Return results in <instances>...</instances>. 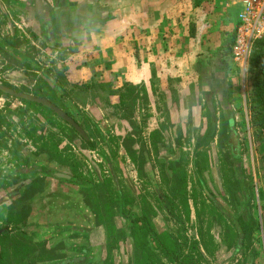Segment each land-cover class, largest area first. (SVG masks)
<instances>
[{"label":"rangeland","instance_id":"rangeland-1","mask_svg":"<svg viewBox=\"0 0 264 264\" xmlns=\"http://www.w3.org/2000/svg\"><path fill=\"white\" fill-rule=\"evenodd\" d=\"M19 44L25 42L19 40ZM256 48L257 45H254L250 59L245 64L235 62L233 56L228 58L229 66L225 73V83L229 86L227 98L224 97L226 92L220 96L217 91L201 89V107L189 103V110L187 105L186 109L176 111L170 105L171 108L163 113L164 125L158 126V129L153 126L149 132L144 122H136L138 112H135L134 107H129L130 98L126 106L119 99L122 94L128 93V97L132 96L130 100L135 97L143 99L144 91L142 97L136 96L126 91L128 84L116 88L111 80L91 78L86 83L82 79L76 82L75 71L69 73L68 69L78 68L80 62L73 59L69 65L64 66L58 58L43 55L39 64L21 65L15 58L4 55L2 84L18 93L46 98L72 118L83 122L84 132L92 145L85 144L71 126L49 110L39 109L0 92V154L5 158L12 153H20V149L23 150L21 146L25 151L34 147L38 163H47L58 171L72 173L89 185L81 191L82 195L79 193L80 199L95 215L96 223L92 231H96L97 227L98 232L103 234L97 235L95 241L100 244L107 240L105 245L95 249L98 254L95 253L94 262L132 264L134 248L127 235L132 232V221L125 222V230L119 231L122 234L110 238L108 226L114 223H110L105 208L111 206L112 220L120 215L130 216L133 220L137 218L133 209L126 208L123 212L120 209V201L126 197L123 191L128 190L129 186L125 177L121 181L118 179L116 171L121 174L129 171V162L133 160L134 153L138 152L140 169L144 170L143 179L145 171L151 166L153 174L155 172L159 175V180L155 182L158 185L160 181L164 190L158 185L162 195L166 196V210L157 203V210L154 209L152 213L156 216L169 214L166 218L168 230L183 247L182 257L177 264H189L191 261L194 264H264V143L256 142L254 138L256 129L250 113L256 86L253 78L260 71L257 66L255 68ZM25 51L21 57L26 61L32 62L33 57H37L33 55L32 47L25 48ZM68 60L63 62L67 63ZM252 69H255L254 73H251ZM70 75L72 80L68 81ZM211 75L212 72L207 74V78ZM20 78L25 80L21 83L13 81ZM188 100L190 102L191 96ZM142 110L140 107L138 111L143 115ZM224 118L234 119L236 125L242 146L237 162L225 152ZM43 119L56 124L51 122L43 126ZM214 129L216 132L213 134ZM147 137L149 144L146 142ZM150 152H153L154 159ZM160 156L173 158L174 161L167 163L160 160ZM5 164L0 159V169L6 168ZM175 165H179V173L183 171L186 174V184L175 181L178 175H175V179L173 176L174 183L170 182ZM113 178L116 187V180L119 183L120 196ZM242 185L247 189V201L237 199L242 198ZM140 186L142 191L138 196L139 201L150 196L153 201L157 200L154 191L148 192L149 185L147 189L143 183ZM43 189V186L36 187L29 192V199ZM61 189H65L66 194L75 195V188L69 190L62 186ZM58 194L61 195V192ZM127 197L132 200L131 195ZM44 203L40 201L36 209L40 210ZM100 204L106 220L98 217L97 206ZM242 215H251L258 224L251 241L253 248L245 236L240 240L234 229L236 219H241ZM210 235L214 236V242L210 241ZM7 242H0V264H15V260L8 257ZM43 256H34L33 262L39 259L43 261ZM31 260L32 257L27 255L26 261ZM154 261L157 264H173L167 259L162 260L160 255H156ZM21 263L36 262L26 263L21 260Z\"/></svg>","mask_w":264,"mask_h":264},{"label":"crops","instance_id":"crops-1","mask_svg":"<svg viewBox=\"0 0 264 264\" xmlns=\"http://www.w3.org/2000/svg\"><path fill=\"white\" fill-rule=\"evenodd\" d=\"M241 10V4L236 0H0V85L4 80V55L15 58L21 65L39 64L43 55L58 58L64 66L73 59L80 62L78 68L68 69L69 73L75 71L76 82L82 79L86 83L91 78L111 80L116 88L128 84L130 93L136 96L142 97L144 91L143 99L130 100L132 96L129 97V107H134L138 112L135 113L138 116L136 122H144L149 132L153 126L158 129L164 125L163 113L171 108L170 105L176 111L186 109L187 105L189 110V103L201 107V89L218 91L216 82L211 84L210 81L224 61L227 72L230 57L222 55L227 53L228 43L234 39ZM19 40L25 44H19ZM29 47L37 56L32 62L21 57ZM66 60L67 63L63 62ZM24 80L13 81L21 83ZM71 80L70 75L68 81ZM226 86L229 87L227 83ZM140 107L143 115L138 111ZM159 133L162 135L161 131ZM146 142L149 144L148 137ZM21 148L20 153L5 158L0 154V159L6 163V168L0 169V228L4 227L0 242L8 241V257L16 262L23 251L28 250L32 263H50L68 256L84 257V247L98 249L105 245L106 239L100 244L96 242L97 235H103L96 225L89 241L83 234L72 233L73 227L93 230L72 207L63 205L77 201L90 211L80 199L82 190L73 193L75 195L66 194L61 187L70 190L71 184L58 185L57 181L46 177L32 179L14 173L25 166L30 167V161L38 159L34 147L30 151ZM134 149L138 150L137 147ZM134 155L129 162V171L122 174L116 171L120 181L125 177L128 182L124 194L132 198L131 205L120 204V209L122 212L126 208L133 209L137 217L150 220L159 234L170 233L166 222L169 214H158V211L156 216L152 213L157 210V203L163 208L165 203L159 197L153 201L152 196L139 201L142 183L146 189L149 185V193L154 191L160 197L163 195L159 189L160 181L159 186L156 185L159 175L153 174L151 166L148 171L145 169L144 180L141 159L138 152ZM160 160L170 159L160 156ZM41 186L44 189L29 199V192ZM40 201L45 203L37 210ZM61 203L63 209H57ZM92 217L96 223L95 215ZM131 219L120 215L113 223L118 231H124L125 222L131 223ZM104 236L106 238V234ZM94 252L98 254L96 250ZM36 255L45 258L33 262ZM133 258L134 250L131 261Z\"/></svg>","mask_w":264,"mask_h":264},{"label":"trees","instance_id":"trees-1","mask_svg":"<svg viewBox=\"0 0 264 264\" xmlns=\"http://www.w3.org/2000/svg\"><path fill=\"white\" fill-rule=\"evenodd\" d=\"M259 42V45H258ZM255 46L257 45L256 51H258V53L256 54V59H255V68L257 66V70H260L259 73L257 75H254V81H255V89H254V97L252 99V106L250 107V113L252 116V123H253V127L254 129H256V131L254 132V138L256 140V142L259 143H264V39L261 41H258ZM234 44V39L232 42H229L228 45V50L227 53L225 55H222L223 57H231L232 56V47ZM221 56V57H222ZM222 60V59H221ZM252 63H254V60H252ZM22 64V63H21ZM26 65H28L26 63ZM227 65V63L224 61L222 62L221 66L218 67L217 70V75H215L210 83L213 84V82H216V85L218 86L217 89L218 91L216 92L218 95L223 96L226 92V95L224 96L225 98H227L228 96V92L226 91V83H225V79H224V75H225V69L224 67ZM253 66V64H252ZM255 69L251 70V73H254ZM207 82V81H206ZM127 92H130V88L128 87ZM129 94V93H128ZM128 94H122L120 96V101L126 106L127 104L126 101L129 98ZM24 103L29 104V105H35L36 107H38L39 109L43 108V109H47L44 106L40 105V104H36V103H32L29 101H25L23 100ZM49 110V109H47ZM49 112H51L52 114H54L51 110H49ZM50 113V114H51ZM55 115V114H54ZM229 115V114H228ZM226 127V134H225V152L227 153V155H230L234 158V161L237 162L238 161V154H241V145L239 143V137L237 135H235V133L233 132L234 129L232 130L231 128V121H233V119H227L224 118ZM43 126H48L51 122L53 124H56L53 121H50L49 119H43ZM67 124V123H66ZM68 125V124H67ZM118 126H121L118 124ZM215 130V129H214ZM75 131V130H74ZM76 132V131H75ZM216 132L213 131V134ZM77 133V132H76ZM78 134V133H77ZM83 142L85 144L88 145H92V143L90 142V140L84 139L83 138ZM107 160V159H106ZM108 161V160H107ZM174 159H170L167 160V163H173ZM179 165H175L174 167V172H172V176L170 177V182L174 183L173 181V176L175 179V175H178L177 179L175 181H178L182 184H186L187 183V178H186V174L183 171H180V173L178 172L179 170L177 169ZM75 177V176H74ZM76 180L80 181V184H82V186L79 185H72L73 188H75L74 193H77L76 191H81L83 189H85V187L89 186L88 184L84 183L81 181V179H79L78 177H75ZM153 180V179H151ZM117 182V186L116 187V183L115 180L113 178V183L117 189L118 195L120 196V190H119V183ZM60 183V182H59ZM70 185V182L67 183ZM245 190H247L245 188V186H241V195L242 198H237L239 201L240 200H245L247 201L246 195H245ZM127 197V196H126ZM123 197L122 201H120V204H127V205H131L132 204V200H128V197ZM214 201V200H212ZM215 203V201H214ZM63 205L65 206H70V208L76 213V215H78L81 218H84L87 220V222H89V226L93 227L94 223H93V215L92 213L87 210L86 208L83 207V205L77 203V201L75 203H64ZM62 203L60 204V208L57 209H63ZM167 205V204H166ZM124 207L126 205H123ZM216 209V207H215ZM101 210V209H100ZM98 210V217H100V219H105L106 217L105 215ZM217 210V209H216ZM105 213L108 215L109 217V221L110 223H112V213H111V206H106L105 208ZM101 212V213H100ZM92 215V216H91ZM236 223H235V231L237 232V237L241 240L242 237L245 236V240H249L250 241V247L253 248V244L251 245V241L253 238V232L255 231L257 227V222L255 220V218H253L251 215L245 216L242 215L241 219H236ZM132 224H133V228H132V232L131 234H127L130 238V241L132 242L133 248H134V258L132 261V264H157L154 261V257L159 256L160 258L163 259H167L170 262H172L173 264H177L180 260V258L182 257V249L183 247L181 246V244L178 242L177 239L173 238L172 234L169 232H165V233H157L156 230L154 229V226L152 225V223L150 222V220H148L147 218L143 217V218H139L137 217L136 219L132 220ZM1 230H4V228H0ZM0 230V231H1ZM108 230H109V236L110 238H113L114 236H116V234H122L120 233L114 226V224H110V226H108ZM3 233V232H1ZM72 233H76L77 235H81L83 234L84 236L88 237V241H89V236L91 234L90 233H86V232H80V231H72ZM2 234H0L1 236ZM236 237V236H235ZM211 242H214V236L210 235L209 237ZM152 245H154V247H152ZM241 245H242V241H241ZM239 248V245L237 246V249ZM27 253L28 250L23 251V258H21L19 261H16L15 264H23L21 263V260L24 262H27ZM95 255V252H93ZM96 256V255H95ZM65 258V257H64ZM38 264V263H35ZM39 264H48V263H39ZM87 264H107L106 261L103 262H99V261H95L94 259L89 262H87ZM184 264V263H183ZM189 264H194L193 261H191Z\"/></svg>","mask_w":264,"mask_h":264},{"label":"water","instance_id":"water-1","mask_svg":"<svg viewBox=\"0 0 264 264\" xmlns=\"http://www.w3.org/2000/svg\"><path fill=\"white\" fill-rule=\"evenodd\" d=\"M0 89L5 94H9V95L17 97L18 99H21V100L42 104L43 106L49 108L56 115H58L60 118H62L64 121L69 123L72 127H74L76 129V131L82 137H84L86 139V135H85L84 131L82 130V128L72 118H70L66 113H64L61 109H59L56 105L52 104L48 100L39 99V98L34 97L32 95H24V94H20V93H15L13 90L8 89L6 87H2V86H0ZM235 126L236 125H235V122L233 119V121H231V128H232V130L234 129L233 132L235 133V135L238 136V132H237ZM237 156L239 159L240 154H238ZM14 173L21 175V176L30 177L32 179L36 178V176H42V177H46L48 179H51V180H54V181H57L60 183H66L67 184L70 182V184H72V185L74 184V185L82 186V184H80V181L76 180L73 175H70L69 173L58 171L46 163L31 162L30 167H25L23 169L16 170ZM72 230H74V231H76V230L81 231L82 230L83 232H86V233H90L92 231L91 229H82V228H75V227H73ZM82 251L83 252L86 251L88 253V256L81 257V256L77 255V256H74L72 258H68L65 260H59V261H55V262H50L48 264H87V262H89L90 260L92 261L94 259L95 255L92 252L91 246L87 247L86 250L84 249Z\"/></svg>","mask_w":264,"mask_h":264},{"label":"built area","instance_id":"built-area-1","mask_svg":"<svg viewBox=\"0 0 264 264\" xmlns=\"http://www.w3.org/2000/svg\"><path fill=\"white\" fill-rule=\"evenodd\" d=\"M242 6L234 34L232 56L235 62L249 61L254 45L264 39V0H236Z\"/></svg>","mask_w":264,"mask_h":264},{"label":"flooded vegetation","instance_id":"flooded-vegetation-1","mask_svg":"<svg viewBox=\"0 0 264 264\" xmlns=\"http://www.w3.org/2000/svg\"><path fill=\"white\" fill-rule=\"evenodd\" d=\"M0 86H2V87H6V86H4V85H0ZM6 88H8V89H11V88H9V87H6ZM11 90H13V89H11ZM15 93H18V92H16L15 90H13ZM0 92H2V90L0 89ZM5 94V93H4ZM20 94H23V93H20ZM5 95H7V96H10V97H14V96H11V95H9V94H5ZM24 95H27V94H24ZM14 98H16V99H18L17 97H14ZM39 99H46V98H39ZM19 100H21V99H19ZM47 100V99H46ZM21 101H23V100H21ZM30 102V101H29ZM50 102V101H49ZM32 103H34V102H32ZM36 104H38V103H36ZM53 104V103H52ZM40 105H42V104H40ZM43 106V105H42ZM45 107V106H44ZM45 108H47V107H45ZM47 109H49V108H47ZM60 109V108H59ZM50 110V109H49ZM52 111V110H51ZM53 112V111H52ZM54 113V112H53ZM65 113V112H64ZM55 114V113H54ZM67 114V113H66ZM56 115V114H55ZM68 115V114H67ZM56 116H58V115H56ZM70 118H72L70 115H68ZM59 117V116H58ZM60 118V117H59ZM61 120H63L62 118H60ZM81 128H82V130L84 131V125H83V122H79L78 120H76V119H74V118H72ZM64 121V120H63ZM65 123H67L66 121H64ZM69 126H71L69 123H67ZM71 128L73 129V130H75L76 131V129L74 128V127H72L71 126ZM77 132V131H76ZM78 133V132H77ZM85 133V132H84ZM78 135L82 138V140H83V138L84 137H82L79 133H78ZM86 135V134H85ZM85 139V138H84ZM86 139L87 140H90L88 137H87V135H86ZM108 160V159H107ZM31 162H39L38 161V159L36 160V161H30V163ZM40 163H42V162H40ZM47 164V163H46ZM156 194V193H155ZM162 194V193H161ZM156 197H157V199H158V197H159V199H160V201L161 202H163V203H166V201H165V198H166V196L164 197V196H158V195H156ZM97 210H100L102 213H103V206L100 204V205H98L97 206ZM100 212V213H101ZM3 230H1L0 231V233L2 232ZM89 247V246H88ZM92 248V247H91ZM84 249H87V247H84ZM94 250L95 249H93L92 248V252H94ZM85 253L84 254H86L85 256H88V253L86 252V251H84ZM72 257H74V256H68L67 258H65V259H68V258H72ZM65 259H63V260H65Z\"/></svg>","mask_w":264,"mask_h":264}]
</instances>
